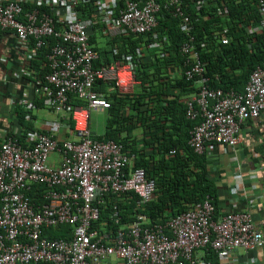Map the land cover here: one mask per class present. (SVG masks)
I'll use <instances>...</instances> for the list:
<instances>
[{
	"label": "built area",
	"instance_id": "built-area-1",
	"mask_svg": "<svg viewBox=\"0 0 264 264\" xmlns=\"http://www.w3.org/2000/svg\"><path fill=\"white\" fill-rule=\"evenodd\" d=\"M182 0H0V38L9 31L14 35L18 53L28 62L41 50L46 53L48 72L43 80L31 68L13 73L15 80L26 75L34 98L60 118L46 122L45 129L35 127L21 131L0 128V264H100L115 257L123 264H212L203 259L210 246L222 264H234L236 250L264 248V231L251 213L236 208L238 189H232L230 209L214 220V205L209 198L192 209L163 223L150 225L147 217L137 214L115 234L99 233L92 224L100 218V205L106 194L117 196L133 193L139 204L150 202L155 184L145 170L133 168V156L123 152L122 145L100 141L90 127V112L109 109L110 103L95 89L98 81L122 94H130L135 70L146 53L165 55L166 36L155 31L162 9L173 7L181 17L180 31L185 40L179 48L185 59L186 80H196L199 90L184 100L186 118L198 123L190 131L189 145L198 155H211L214 147L225 152L241 143L243 123L264 113V63L249 76L242 92L232 89H209L203 77L198 41L192 34V20L181 9ZM262 19L248 32H264V0H257ZM205 0L192 7L199 11ZM88 13V14H86ZM225 17L228 10L218 7ZM100 24L101 34L108 38L152 34V41L133 54H124L109 66L95 67L98 53L90 42L93 26ZM95 33V32H94ZM229 28L219 32V43H229ZM203 48L204 43H199ZM145 50V51H144ZM7 60L0 58V65ZM172 73L176 80L180 71ZM7 73L0 76L7 83ZM15 82V81H14ZM83 105H72L70 100ZM16 101V102H15ZM14 104L32 112L29 98L13 97ZM31 120L30 116L26 117ZM71 120L73 128L67 123ZM67 122V123H66ZM72 138L59 140L60 130ZM173 153V152H172ZM58 154V164L51 156ZM43 185L46 191L40 205L29 199L31 186ZM113 222L120 217L116 207ZM264 226V220L261 221ZM61 225L72 227L69 239H49L44 232ZM200 253V255H198Z\"/></svg>",
	"mask_w": 264,
	"mask_h": 264
},
{
	"label": "trees",
	"instance_id": "trees-1",
	"mask_svg": "<svg viewBox=\"0 0 264 264\" xmlns=\"http://www.w3.org/2000/svg\"><path fill=\"white\" fill-rule=\"evenodd\" d=\"M157 1L163 4L166 0ZM195 1L182 0L181 9L192 20V34L197 38L200 58L205 62L203 77L207 79L206 86L214 90L242 92L252 71L264 63V32H248V27L257 28L262 19L257 0H205L199 11L192 7ZM218 7H225L227 16H218ZM158 19L154 32L168 38V43L162 48L165 55L160 57L153 53L147 56L148 52L144 50L145 58L135 70L138 88L130 94L116 90L107 94V83L98 81L95 87L110 103L104 135L97 139L122 145L124 154L133 156V168L144 169L148 180L154 182L155 192L152 200L144 205L138 203L139 197L133 193L121 196L106 194L100 205V218L91 227L99 233L108 231L115 234L121 226L130 224L137 214L147 217L150 225L163 223L206 198L214 205L215 221L227 209L220 199V188L215 179L217 169L210 159L212 156L198 155L189 145L190 131L198 122L186 118L184 100L196 95L199 86L194 79L186 80L183 73L185 59L179 48L186 37L179 29L181 17L173 14L171 6L168 10L162 9ZM225 26L229 28V43L223 45L217 39ZM101 28L100 24L94 25L90 37L98 53L95 67L112 65L122 55L133 54L136 48H144L153 40L152 34L106 37L105 44L99 46L98 38L103 37ZM199 43L205 46L200 48ZM41 51L28 63V67L43 80L48 72L46 66L43 68L48 50ZM173 68L180 71L176 80L172 79ZM70 102L74 106L83 105L79 100L71 99ZM33 104L36 108L44 107L41 98ZM15 115L16 126L21 131L35 129L33 123L26 119L28 116L32 118V112L17 105ZM69 121L72 125L73 122ZM137 129L142 131L141 148L132 135ZM45 191V186L33 185L27 194L32 202L40 205L45 203L42 197ZM114 207L120 217L118 225L112 218ZM72 230L71 226L61 225L47 229L44 234L49 239H69ZM203 259L221 264L210 246L204 250Z\"/></svg>",
	"mask_w": 264,
	"mask_h": 264
},
{
	"label": "crops",
	"instance_id": "crops-1",
	"mask_svg": "<svg viewBox=\"0 0 264 264\" xmlns=\"http://www.w3.org/2000/svg\"><path fill=\"white\" fill-rule=\"evenodd\" d=\"M105 41L106 36L99 37L98 45H104ZM147 56H150V54H147ZM0 58L7 60V64L0 65V76L3 73L8 74L7 83L2 85V82H0V128L9 131L10 128L16 126L17 121L15 115L17 103L14 104L13 97L18 96V98H21L23 96V98H29L30 101H35L37 98L35 99L33 93L28 92L26 89L27 84L33 80L32 78H28L25 74L18 80L12 77L15 72L26 71L29 63L23 58L22 53H18L12 32L6 31L1 34ZM175 69L171 70V74ZM34 72L36 73V71ZM138 86L137 83H134L130 93L136 90ZM106 91L107 94H110L112 89L107 88ZM92 112L95 114V119L93 124L90 123V127L95 137L99 138L104 135L109 112L100 108L94 109ZM47 113L50 112L45 107H35L30 121L35 127L45 129V124L49 121L42 119L50 116ZM37 116L39 119H37ZM53 116L55 119L52 121L60 120L54 114ZM67 124L73 128L70 121ZM141 134V129H137L132 133L136 137L138 148L142 147L143 138ZM57 137L59 140L72 138V133L62 129ZM212 151L209 156H212L210 159L213 160L214 167L217 169L215 179L219 184L220 199L225 203L226 210L230 209L231 190L238 189L237 198L239 200H237L236 208L249 211L254 222L264 231V226L261 224V221L264 220V113L255 120L248 119L243 123L241 143L237 148L228 149L225 152L220 147H214ZM59 160L58 154L51 156V164L56 165ZM231 257L235 259L234 264H264V248L254 251L236 250ZM100 264L123 263L115 257H110L102 260Z\"/></svg>",
	"mask_w": 264,
	"mask_h": 264
},
{
	"label": "rangeland",
	"instance_id": "rangeland-1",
	"mask_svg": "<svg viewBox=\"0 0 264 264\" xmlns=\"http://www.w3.org/2000/svg\"><path fill=\"white\" fill-rule=\"evenodd\" d=\"M101 46H103V44H101ZM47 114H49L50 116L49 117H45L42 120L52 121V120L55 119V117L53 116V114H50V113H47ZM37 119H39L38 116H37ZM94 119H95V114L91 111V113H90V123L93 124Z\"/></svg>",
	"mask_w": 264,
	"mask_h": 264
}]
</instances>
